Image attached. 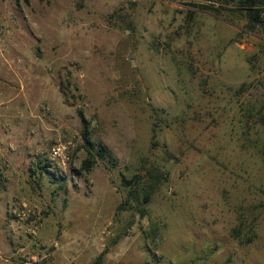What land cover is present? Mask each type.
I'll return each instance as SVG.
<instances>
[{"label":"rangeland","instance_id":"obj_1","mask_svg":"<svg viewBox=\"0 0 264 264\" xmlns=\"http://www.w3.org/2000/svg\"><path fill=\"white\" fill-rule=\"evenodd\" d=\"M239 1L0 0V264H264V0Z\"/></svg>","mask_w":264,"mask_h":264},{"label":"trees","instance_id":"obj_2","mask_svg":"<svg viewBox=\"0 0 264 264\" xmlns=\"http://www.w3.org/2000/svg\"><path fill=\"white\" fill-rule=\"evenodd\" d=\"M209 1L214 2V3L221 2V3L229 4V2L227 0H209ZM260 1L261 0H240L238 2L239 8H240L239 10H244L246 12L248 22L251 25H263V21L261 18V13L263 11L259 7ZM211 11L214 12L215 14H217L213 8H211ZM262 27H264V26H262ZM88 135H89L88 131L85 129L83 131V141L85 143L86 151L88 152L89 156L92 155V157H93L92 152L95 149V143L92 142L88 138ZM106 153H107L106 149L102 146H100L99 150L96 151V155L100 159H103L106 156ZM85 165H86V163H85ZM88 167L89 166H87V167L85 166L84 168L87 169ZM149 183H151V182L143 181L138 176H135L132 180L127 181V184L132 185V187L133 186L134 187L135 186L136 187L141 186V196H140V198L137 197L135 195V193L132 192V189H130L129 194L127 196L126 204L129 205L130 201L134 202V201H139V200H141L143 203H147L155 191V188L151 187ZM133 191H135V190H133Z\"/></svg>","mask_w":264,"mask_h":264},{"label":"built area","instance_id":"obj_3","mask_svg":"<svg viewBox=\"0 0 264 264\" xmlns=\"http://www.w3.org/2000/svg\"><path fill=\"white\" fill-rule=\"evenodd\" d=\"M52 152H53V155H54V156H57V157L60 156V154H59V148H55V149H53Z\"/></svg>","mask_w":264,"mask_h":264},{"label":"water","instance_id":"obj_4","mask_svg":"<svg viewBox=\"0 0 264 264\" xmlns=\"http://www.w3.org/2000/svg\"><path fill=\"white\" fill-rule=\"evenodd\" d=\"M229 3H232V2H234L235 0H227Z\"/></svg>","mask_w":264,"mask_h":264}]
</instances>
